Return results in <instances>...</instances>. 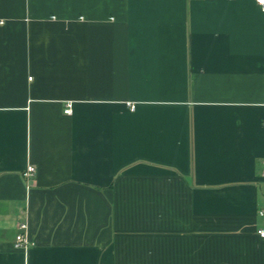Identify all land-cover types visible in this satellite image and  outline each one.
Instances as JSON below:
<instances>
[{
	"label": "crops",
	"instance_id": "1",
	"mask_svg": "<svg viewBox=\"0 0 264 264\" xmlns=\"http://www.w3.org/2000/svg\"><path fill=\"white\" fill-rule=\"evenodd\" d=\"M263 210L256 0H0V264H264Z\"/></svg>",
	"mask_w": 264,
	"mask_h": 264
},
{
	"label": "built area",
	"instance_id": "2",
	"mask_svg": "<svg viewBox=\"0 0 264 264\" xmlns=\"http://www.w3.org/2000/svg\"><path fill=\"white\" fill-rule=\"evenodd\" d=\"M258 5L261 7V9L264 11V0H256ZM72 104L69 103L66 106L65 109V113L66 114H71L72 113ZM134 108V106H133ZM36 173V167L34 165H29L24 173L25 178L27 179H31L32 177H34ZM261 216H264V210L260 212ZM27 223L25 222H21L18 224V234L16 235V239L14 242V247L16 249H25L27 250L28 248H30L31 246H33L35 243L33 241H31V239L28 236L27 233ZM259 237H261L262 239H264V229H258L257 231Z\"/></svg>",
	"mask_w": 264,
	"mask_h": 264
}]
</instances>
